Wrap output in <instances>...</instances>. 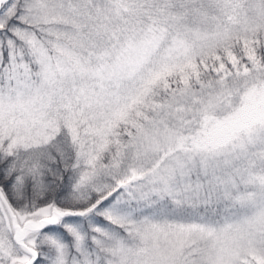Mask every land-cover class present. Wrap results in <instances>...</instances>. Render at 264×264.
I'll use <instances>...</instances> for the list:
<instances>
[{
	"label": "snow or ice",
	"instance_id": "obj_1",
	"mask_svg": "<svg viewBox=\"0 0 264 264\" xmlns=\"http://www.w3.org/2000/svg\"><path fill=\"white\" fill-rule=\"evenodd\" d=\"M0 264H264V0H0Z\"/></svg>",
	"mask_w": 264,
	"mask_h": 264
}]
</instances>
